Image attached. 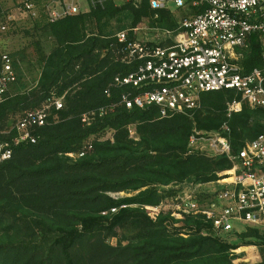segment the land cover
Listing matches in <instances>:
<instances>
[{
	"label": "trees",
	"instance_id": "obj_1",
	"mask_svg": "<svg viewBox=\"0 0 264 264\" xmlns=\"http://www.w3.org/2000/svg\"><path fill=\"white\" fill-rule=\"evenodd\" d=\"M4 12L0 2V17ZM147 20L151 27L177 25L169 11L113 0L54 23L44 11L35 21L34 30L53 45L49 53L34 48L42 66L38 84L8 92L0 104V127L9 128L18 115L53 96L63 97L64 107L53 108L50 124L36 131V143L16 147L12 158L0 163V264H234L231 253L240 245L216 236L211 223L189 216L177 227V219L169 214L154 219L144 206L175 194L165 186L217 181L233 167L225 156L188 153L195 129L218 130L229 121L237 153L260 133L264 110L245 104L228 118L227 103L241 98L232 90L204 93L192 116L161 118L156 106L127 108L123 95L142 89L114 81L137 71L142 60L127 61L126 44L116 34ZM130 39H137L135 32ZM250 50L248 69L262 64L255 37ZM2 56L0 49V72ZM93 110L98 112L87 125L82 116ZM108 131L112 136L104 138ZM87 144L92 149L84 156L67 155ZM120 192L133 194L112 196ZM261 233L250 227L243 237L263 238Z\"/></svg>",
	"mask_w": 264,
	"mask_h": 264
},
{
	"label": "built area",
	"instance_id": "obj_2",
	"mask_svg": "<svg viewBox=\"0 0 264 264\" xmlns=\"http://www.w3.org/2000/svg\"><path fill=\"white\" fill-rule=\"evenodd\" d=\"M1 1V0H0ZM90 7L82 9L78 0H45L44 11L49 22L88 12L93 5L108 0H87ZM117 4L139 7L144 3L155 11L173 14L177 25L173 28L149 26L123 30L116 34L126 44L129 62L138 59L142 65L126 76H117L116 86L130 85L142 89L133 96L123 95L127 108L138 106L159 108L161 118L185 114L192 116L202 106L207 92L232 90L235 97L227 103V116L252 109L264 110V0H113ZM121 1V2H120ZM22 7L31 11L33 0H24ZM159 18V13L155 19ZM147 25H143V24ZM4 30L7 25H3ZM151 30L152 38L131 40L130 31ZM147 33V32H145ZM253 37L262 47V64L248 69L246 61ZM0 72V104L8 96L17 74L8 54L2 56ZM109 93V90L106 91ZM64 98L53 96L40 108L25 113L9 128L0 127V163L12 158L16 147L36 143V131L50 124L53 108L64 107ZM100 111H104L101 108ZM97 110L82 116L90 125ZM92 149L87 144L79 153L67 155L76 160ZM188 153H203L208 157L225 156L233 167L220 173L221 178L208 183L176 182L175 194L157 206H144L152 215L169 214L177 220L189 216L211 223L212 232L227 240L247 228L264 230V120L260 133L247 140L234 153L231 127L226 121L218 130L195 129L188 143ZM216 187L208 188L209 186ZM112 196L119 197L118 193ZM115 212L116 209H113ZM239 224L245 227L239 228Z\"/></svg>",
	"mask_w": 264,
	"mask_h": 264
},
{
	"label": "rangeland",
	"instance_id": "obj_3",
	"mask_svg": "<svg viewBox=\"0 0 264 264\" xmlns=\"http://www.w3.org/2000/svg\"><path fill=\"white\" fill-rule=\"evenodd\" d=\"M24 0H1L5 10L4 14L0 17V49L4 54H8L12 59L16 74L17 82L11 85L9 93L15 91H24L35 87L41 77L42 66L39 59L36 57L38 54L34 49L38 46V50H42L44 53H49L53 45L52 39L49 36L37 32L34 30L35 21L41 18L44 10L45 0H33L35 7L28 11L25 7H22ZM82 9H88L89 4L87 0H78ZM121 2V1H120ZM3 25H7V29L4 30ZM147 25V23L143 24ZM139 26L142 27V24ZM128 30V29H126ZM147 32V33H145ZM145 38H152L153 32L151 30H142V28L136 33L137 40L142 41V35ZM20 118L21 116L18 115ZM202 131V130H200ZM133 134V132H131ZM112 136V132L108 131L104 138ZM175 183L165 186L166 189L175 188ZM217 185L209 186L208 188L216 187ZM133 193L120 192L118 196H130ZM149 215L154 219L161 216ZM183 221V220H182ZM176 223L177 227H181L184 221ZM239 228L245 227L239 224ZM250 228V227H249ZM248 229V228H247ZM233 234L227 238V242L240 245L237 249L232 250L234 264H241L243 262L257 263L264 259V230L261 233L263 238L256 237H243V233ZM253 241L252 244L246 245V242ZM111 244L116 245L118 243L117 238L110 240Z\"/></svg>",
	"mask_w": 264,
	"mask_h": 264
}]
</instances>
